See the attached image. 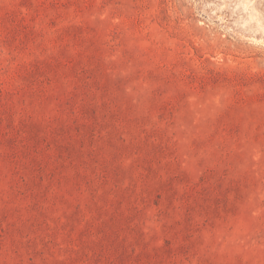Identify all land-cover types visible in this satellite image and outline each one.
Masks as SVG:
<instances>
[{
	"label": "rangeland",
	"instance_id": "374dc122",
	"mask_svg": "<svg viewBox=\"0 0 264 264\" xmlns=\"http://www.w3.org/2000/svg\"><path fill=\"white\" fill-rule=\"evenodd\" d=\"M0 264H264V0H0Z\"/></svg>",
	"mask_w": 264,
	"mask_h": 264
}]
</instances>
